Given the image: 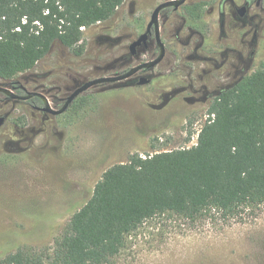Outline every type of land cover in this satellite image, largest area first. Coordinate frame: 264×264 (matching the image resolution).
<instances>
[{
    "label": "rangeland",
    "instance_id": "obj_1",
    "mask_svg": "<svg viewBox=\"0 0 264 264\" xmlns=\"http://www.w3.org/2000/svg\"><path fill=\"white\" fill-rule=\"evenodd\" d=\"M134 2L127 0L110 22L84 30L82 56L56 46L12 82L44 93L60 109L57 100L85 82L147 60L150 51L123 61L143 32L136 20L148 17L133 12ZM161 25L168 57L146 74L148 85L125 80L95 86L59 116L38 114L22 101L0 104V260L26 248L51 252L104 172L130 155L196 145L217 91L264 65V25L257 42L245 48L254 57L237 61L239 43L229 42L220 44L229 59L218 56L211 63L184 60L179 16H163ZM111 264H264V206L233 219L217 212L196 221L157 216L127 238Z\"/></svg>",
    "mask_w": 264,
    "mask_h": 264
},
{
    "label": "trees",
    "instance_id": "obj_2",
    "mask_svg": "<svg viewBox=\"0 0 264 264\" xmlns=\"http://www.w3.org/2000/svg\"><path fill=\"white\" fill-rule=\"evenodd\" d=\"M126 1L0 0V79L29 73L56 46L82 56L84 30L110 22ZM39 102L25 103L34 109ZM263 206L264 65L217 91L196 145L134 153L108 168L51 252L26 248L0 264H111L127 238L157 216L233 219Z\"/></svg>",
    "mask_w": 264,
    "mask_h": 264
},
{
    "label": "flooded vegetation",
    "instance_id": "obj_3",
    "mask_svg": "<svg viewBox=\"0 0 264 264\" xmlns=\"http://www.w3.org/2000/svg\"><path fill=\"white\" fill-rule=\"evenodd\" d=\"M168 1L171 0H135L132 7L133 12H136V14L140 12L148 13V17L146 19L142 20L138 18L136 20L139 23L138 26L140 28H143V32L138 36L137 39H139L141 35L147 33L152 15L157 7ZM206 6H209V10L207 11H205ZM261 8H264V0H185L183 5H181L177 10H175L174 7H169L161 11L159 17L160 31L162 30L161 18L163 16L165 17V21H170V19L178 20L179 16L180 23H182V27L180 28L179 32L183 31L184 60L189 62L211 63L215 62L218 56L224 57L225 59L227 58L228 60L230 57V52L227 51L228 49L221 51L220 44L225 43V45L227 46L229 42H238V48H235V50L233 51V54H235L234 57L237 61H245L246 57H254V53H250V55H247L245 48H250L251 43L257 42L259 36L262 35L261 33L264 25V21L262 18L264 13L262 11H258ZM251 33L253 35L252 39ZM164 45L166 54L162 62H164L168 57L167 44L164 43ZM141 51H150V56H148L147 60H142V63L153 61L159 57L160 49L156 42L154 28H152L151 33L148 34L147 47H139L137 49L136 56H132L131 54L126 55L124 57L125 60L123 61L128 62L132 59L135 60L139 58L140 54L142 53ZM128 70L129 69H127L126 71ZM149 71L143 70L127 81H129L130 84L140 86L139 82H141L142 77H146V74ZM2 81L3 82L0 84V86H14L16 94L21 96L26 95V93L22 89V87L24 86H22L21 84L12 82L10 85H7L8 82H5L4 80ZM0 94L6 95L3 93ZM6 96L13 99L8 95ZM1 98L2 96L0 97V99ZM66 99L67 98L59 99L58 104H62L63 106ZM16 101H22L25 103L29 100ZM1 103L7 104L9 103V101L6 102L0 100V104ZM4 106L5 105L0 106V109L2 110ZM42 107L43 103L41 101L38 103V105L34 106V110L42 115H50L43 112L41 110Z\"/></svg>",
    "mask_w": 264,
    "mask_h": 264
},
{
    "label": "water",
    "instance_id": "obj_4",
    "mask_svg": "<svg viewBox=\"0 0 264 264\" xmlns=\"http://www.w3.org/2000/svg\"><path fill=\"white\" fill-rule=\"evenodd\" d=\"M184 2H185V0H171V1H168V2L161 4L159 7H157V9L154 11V13L152 15L151 22L149 24V28H148L147 33L141 35L139 37V39H137L136 41H134L130 45V54L132 56H136L137 49L139 47H142V46L147 47L148 34L151 33V29L154 28V32H155V36H156V42H157V45L160 49V55L157 59L150 61V62H146V63L136 65V66L130 68L128 71L123 72L119 75L99 77V78L85 82L83 85H81L80 87L75 89L67 97L64 105L60 109H55L51 105L49 98L46 95H44L43 93L28 91L24 87H22L23 91L26 93V95H24V96L16 94L14 86L13 87L0 86V93L6 94V95H8V96H10L16 100H24L25 101V100H30L32 98H39L43 103V107L41 109L43 112L50 114L52 116L62 115L71 107V105L75 102V100L79 96H81L83 93L87 92L89 89H91L95 86H98V85H102V84L116 83V82L128 80L143 70L149 71V70H152L155 67H157L159 64H161V62L163 61V59L165 57L166 50H165V45H164L162 38H161V31H160V25H159L160 13L163 9L169 8V7H174L175 10H177L181 5H183ZM149 83H150V79H148L146 77H142L141 82H139V85L144 86V85H148ZM4 122H5V119L3 117H1L0 118V127L3 125Z\"/></svg>",
    "mask_w": 264,
    "mask_h": 264
},
{
    "label": "built area",
    "instance_id": "obj_5",
    "mask_svg": "<svg viewBox=\"0 0 264 264\" xmlns=\"http://www.w3.org/2000/svg\"><path fill=\"white\" fill-rule=\"evenodd\" d=\"M200 132V131H199Z\"/></svg>",
    "mask_w": 264,
    "mask_h": 264
}]
</instances>
